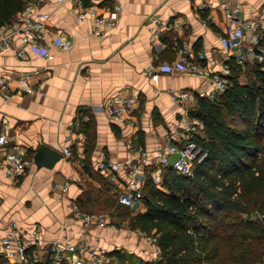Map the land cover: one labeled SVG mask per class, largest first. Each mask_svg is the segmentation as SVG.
I'll use <instances>...</instances> for the list:
<instances>
[{"label": "crops", "instance_id": "obj_1", "mask_svg": "<svg viewBox=\"0 0 264 264\" xmlns=\"http://www.w3.org/2000/svg\"><path fill=\"white\" fill-rule=\"evenodd\" d=\"M88 1L99 4L104 0ZM106 1L112 7L121 5V10L115 27L104 35L94 33L89 12L80 18L75 4L49 0L41 6L52 12L48 39L60 36L71 39L73 45L53 46L49 56L29 50L22 57L16 53L21 37L15 35L11 47L0 50V74L6 77L0 86V133L10 137L11 151L25 152L29 159L22 173L11 175L0 154V248L5 235L28 237L35 228L40 239L29 252L36 260L48 256V242L53 239L103 246L108 251L114 242H137L140 235L122 232L115 219L119 214L113 212L122 204L119 193L132 179L130 173L105 171L97 162L102 157L135 156L136 147L143 145L150 157L140 172L165 189L163 170H158L155 157L157 149L168 142H181L182 111L173 95L188 90L194 102L197 92L202 94L212 86L208 78L198 75L162 69L157 80H150L144 71L175 59L181 40L190 43L193 58L208 69H218L225 59L220 39L224 18L216 5L201 9L200 0ZM234 1L247 18L257 16L264 6V0ZM152 14L162 21L179 20L182 26L169 27L152 41L148 23ZM248 42L249 36L244 51ZM120 89L141 93L132 111L134 123L107 114L106 104ZM83 115L89 116L91 127L81 124L89 119ZM41 143L63 152L53 167L36 164L34 154ZM66 149L72 153L66 154ZM175 157L170 155L172 160ZM66 181L69 187L64 192L56 184ZM72 203L83 212L103 213L116 227L86 226L75 215ZM130 208L133 213L143 212L144 198Z\"/></svg>", "mask_w": 264, "mask_h": 264}, {"label": "trees", "instance_id": "obj_2", "mask_svg": "<svg viewBox=\"0 0 264 264\" xmlns=\"http://www.w3.org/2000/svg\"><path fill=\"white\" fill-rule=\"evenodd\" d=\"M26 2L0 0V24L14 20ZM228 61L232 72L226 90L213 100L197 92L190 107V114L203 122L195 138L207 156L193 175L178 173L171 159L163 168L165 189L147 177L146 209L131 211L129 217L131 228L157 238L164 264L264 261V60L239 63L230 57ZM249 62L250 78L243 79ZM90 120L81 124L91 127ZM238 120L244 125H237ZM108 255L117 258V264H154L157 259L144 261L119 249ZM0 264L69 263H57L49 256L11 262L0 254Z\"/></svg>", "mask_w": 264, "mask_h": 264}, {"label": "built area", "instance_id": "obj_3", "mask_svg": "<svg viewBox=\"0 0 264 264\" xmlns=\"http://www.w3.org/2000/svg\"><path fill=\"white\" fill-rule=\"evenodd\" d=\"M49 0H27L24 9L17 17L0 24V50L11 47L12 38L20 35L21 43L16 46V53L19 56H26L28 51H34L46 56L50 55L53 46L70 48L73 45L71 39H62L60 36L48 39L47 22L52 12L43 9L41 6ZM59 4L71 2L80 9L79 17L82 18L89 12L93 24V31L97 35H104L110 32L118 20V12L121 5L111 6L107 3H87L86 0H56ZM219 7L223 12V30L220 34L221 43L225 49V59L218 69H208L199 60L193 58L194 52L187 40H182L177 47V56L169 62H164L159 66H148L144 73L150 80H157L161 75V70L168 73L183 72L190 75H198L208 78L211 88L205 89L203 95L210 99H217L227 88L228 76L232 69L228 61L230 57L243 63L246 60L253 62L255 59L264 60V45L260 44L264 38V6L260 13L251 18L243 15L242 8L234 0H200V8L207 9L211 6ZM151 30L152 41L158 40L163 32L169 27L180 28L181 21H162L157 14L148 17ZM249 36L247 49L243 50L246 37ZM36 73L39 69L34 70ZM29 75V73H28ZM6 77L0 74V86H3ZM190 92L179 90L174 93V99L180 103L182 116L180 117L181 142H168L165 146L157 149L156 161L159 164V171L171 161L170 155H176L173 159V167L180 174L193 175L196 166L207 156V151L196 140L195 135L201 131L203 122L190 114ZM141 93L139 91H128L120 89L114 94L106 104V111L110 118L124 122L131 120L132 111L139 105ZM89 118L87 115H83ZM80 121H77L79 125ZM170 139V138H169ZM10 137L0 133V154L7 161L6 172L8 174H20L29 164V159L25 152L11 151L8 148ZM71 149H66V154L70 155ZM150 152L143 145L136 147L135 156L125 159H110L102 157L98 160V168L109 172L127 171L132 178L119 193V201L130 207L144 198L142 183L147 177L140 172V168L148 161ZM57 186L65 192L68 190L69 182L57 183ZM71 207L76 216L82 219L86 226L98 224L105 226L110 224L116 227V223L109 222L103 213L83 212L76 203ZM40 239V231L35 228L28 237H20L14 233H9L3 237L0 254H4L12 261H28L32 254L28 252ZM156 257H161V249L154 236L150 241ZM108 250L103 246H91L87 243H74L67 239H53L48 242V256L59 263L66 260L69 264H106Z\"/></svg>", "mask_w": 264, "mask_h": 264}, {"label": "rangeland", "instance_id": "obj_4", "mask_svg": "<svg viewBox=\"0 0 264 264\" xmlns=\"http://www.w3.org/2000/svg\"><path fill=\"white\" fill-rule=\"evenodd\" d=\"M250 62H249V66L246 68L247 72H246V77L247 79L250 78V73H248V70L250 69ZM192 103H194L192 101ZM237 125H244V122L241 120V122H239V120L236 122ZM124 208V209H123ZM115 207L113 209V212L114 213H118L119 216H116L115 219L118 221V227H120L119 229L122 230V232L124 231L125 233H137L138 236L136 240L137 242H134V244H130L128 241H126L127 243H122L121 245H117V243H113L114 246L112 248L109 247V251H112L114 249H119L121 251H124V252H134L136 255H138L139 257L143 258L144 261H148V260H154L156 257V255H154L152 252H153V247H152V244H151V240L153 238V236H150L148 233H145L143 232V234H139V231L140 229H133L130 227V224H129V217L132 215V212H131V208H125V207ZM110 207L107 208V210L105 211V213H110ZM128 236V235H127ZM137 236V235H136ZM147 239V240H146ZM131 245H133V247H131ZM138 245V246H137ZM140 245V246H139ZM133 248V249H132ZM152 249V250H151ZM9 259V258H8ZM10 260V259H9ZM11 262H16V261H12L10 260ZM155 261V260H154ZM118 260L117 258L111 256V255H107V262L106 264H117ZM255 264H264V261H260L258 263H255Z\"/></svg>", "mask_w": 264, "mask_h": 264}, {"label": "water", "instance_id": "obj_5", "mask_svg": "<svg viewBox=\"0 0 264 264\" xmlns=\"http://www.w3.org/2000/svg\"><path fill=\"white\" fill-rule=\"evenodd\" d=\"M63 156V152L60 150L46 144V143H41L39 147L37 148L35 154H34V159L35 162L38 166H48V167H53L54 164ZM146 197V195H145ZM154 264H164V261L162 257H158L155 261Z\"/></svg>", "mask_w": 264, "mask_h": 264}]
</instances>
